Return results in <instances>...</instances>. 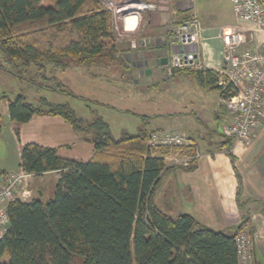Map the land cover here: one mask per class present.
<instances>
[{
  "label": "trees",
  "instance_id": "1",
  "mask_svg": "<svg viewBox=\"0 0 264 264\" xmlns=\"http://www.w3.org/2000/svg\"><path fill=\"white\" fill-rule=\"evenodd\" d=\"M114 33L113 14L99 0H0V52L8 70L17 75L32 65L42 70L47 64H115L126 71L129 66ZM186 72L223 95L218 71ZM38 103L17 95L9 101L11 120L22 124L35 114L60 115L94 144L96 152L88 162H79L37 143L22 146L24 170L59 171L60 178L46 203L39 198L9 203L0 264H72L74 256L82 257L84 264H237L235 236L250 229L249 215L227 234L199 224L190 213L173 217L156 205L155 192L167 169L164 156L176 148L153 150L147 144L150 132L143 129L116 137L99 114L87 120L68 104L44 98ZM224 142L234 161L231 140ZM261 209L264 213V203Z\"/></svg>",
  "mask_w": 264,
  "mask_h": 264
},
{
  "label": "crops",
  "instance_id": "2",
  "mask_svg": "<svg viewBox=\"0 0 264 264\" xmlns=\"http://www.w3.org/2000/svg\"><path fill=\"white\" fill-rule=\"evenodd\" d=\"M156 4L157 10L151 11L146 23L142 20L138 33L123 41L124 37L117 36L129 66L126 71L114 70L111 65L58 68L47 64L38 72L32 66L25 68L21 76L9 71L6 62L0 63V171L15 173L22 168L21 148L27 143L54 148L60 157L79 162H88L96 152L94 144L60 115L35 114L22 124L12 121L9 101L19 94H24L30 103L44 98L51 103L68 104L87 120L99 114L116 137L140 129L148 133L181 132L197 145L200 157L190 166H171L168 155L164 156L167 169L155 192L156 205L165 213L169 209L167 214L173 217L190 213L199 224L227 234L249 215L257 264H264V119L249 143L232 144L233 161L222 134L230 117L223 109L219 90L201 86L189 74L166 71L170 54L195 50L203 68L219 72L223 66L222 29L241 27L259 49L263 47V33L256 31L253 23L238 21L235 16L229 22L215 21L216 8L200 13L204 15L202 19L194 0H157ZM193 15L203 25L201 42L197 47L186 48L171 44V27ZM159 74L178 82L164 99L158 93L142 90L143 86L150 91L151 86L156 88ZM57 83L63 87L58 88ZM47 176L55 187L60 172L28 177L25 188L34 185L35 191L30 188L33 195L21 200L38 198L34 192L44 195L46 185L36 180Z\"/></svg>",
  "mask_w": 264,
  "mask_h": 264
},
{
  "label": "built area",
  "instance_id": "3",
  "mask_svg": "<svg viewBox=\"0 0 264 264\" xmlns=\"http://www.w3.org/2000/svg\"><path fill=\"white\" fill-rule=\"evenodd\" d=\"M109 9L113 17L123 14L124 30L133 32L141 24V11L151 9L155 4L142 0H99ZM238 21L250 22L256 31L263 33L262 49L255 46L241 28L222 29L220 36L224 43L223 66L219 71V85L223 87L221 104L230 120L222 127V134L235 142L249 143L264 118V0H230ZM121 12V13H120ZM133 27V28H131ZM129 28V29H127ZM203 25L196 16H190L171 27L170 43L181 48L197 45L202 40ZM167 73L179 69H201L195 50L174 52L167 59ZM148 146L153 150L177 148L168 156L170 165L190 166L200 156L197 145L185 134L178 131H152ZM189 149L190 153H183ZM35 175L23 168L18 172L0 171V238L9 224L7 208L10 202L22 199L30 190L25 188L28 177ZM237 264H257L255 240L248 229L235 236Z\"/></svg>",
  "mask_w": 264,
  "mask_h": 264
},
{
  "label": "rangeland",
  "instance_id": "4",
  "mask_svg": "<svg viewBox=\"0 0 264 264\" xmlns=\"http://www.w3.org/2000/svg\"><path fill=\"white\" fill-rule=\"evenodd\" d=\"M148 2H152L153 4H155V6H153L151 9H145L144 11H141L142 13H141V15H142V20L146 23V20L148 19V16H149V14L151 13V11H156L157 9H155V7L157 6V0H149ZM194 2H195V6H196V8H198V14H199V16H200V18H202L203 19V17H204V15L202 14V15H200V13H205V12H208V10H210V8H211V10L213 11L214 10V8H216L215 9V14H214V18H215V21H227V22H229V21H231V20H233L234 19V14L232 13V5H231V3L229 2V0H194ZM121 13V12H120ZM123 14L125 15L126 13H125V11H123ZM123 14L121 13V14H119L118 15V17H113V27H114V35H115V39H116V42H117V36H119V38H122V37H124V38H122V40L121 41H123V39H125V37H129V36H133V34H135V33H138V31L140 30V28H141V24H142V21H141V24H140V26L135 30V31H133V32H129V31H125L124 30V20H123ZM236 18V17H235ZM202 23V22H201ZM240 26V25H239ZM26 28H32V29H36L38 26L37 25H32V26H30V25H28V26H25ZM131 28H133V27H131ZM241 28V27H240ZM127 29H129V28H127ZM242 29V28H241ZM118 33H121V34H118ZM129 33V34H128ZM121 35V36H120ZM153 42L155 41V40H152ZM151 41V42H152ZM119 43V42H118ZM123 56V55H122ZM3 54L0 52V63H4V62H6V64H8L7 66L8 67H10V65H9V63L5 60V59H3ZM32 67H35L34 68V70L35 71H40V68H38L37 67V65H32ZM113 69L115 70V68H116V66H115V64H113ZM38 68V69H37ZM25 70V69H24ZM179 72H183V73H186L187 74V69L185 68V69H179L178 70ZM28 72V71H27ZM173 74H174V72H173ZM154 77H155V75H153ZM151 83H149L148 85H150ZM177 84H178V82L177 81H174V80H172L171 79V77L169 78V79H166L165 78V76H164V74H159V75H156V78H155V85H156V88H153L152 86L150 87V89H151V91L147 88V86H143L142 87V90H144V91H147V92H150L151 94L152 93H158L157 95L158 96H160L161 98H165V97H168L169 95H170V93H172V91L173 90H175V88L177 87ZM134 85V84H133ZM138 89V88H137ZM221 95V94H220ZM115 102V101H114ZM35 104H37V105H40L39 103H35ZM264 119V118H263ZM263 121V120H262ZM262 123V122H261ZM261 125V124H260ZM115 126V125H114ZM115 129V128H114ZM223 139L224 140H226V141H228L229 139L231 140V142H232V144L235 142L234 140H233V138H231V137H225L224 135H223ZM177 149V148H176ZM176 151H178V149L176 150ZM175 151V152H176ZM173 155L175 154V153H172ZM169 156V155H168ZM200 157V156H199ZM199 157H197V158H199ZM196 158V159H197ZM195 159V160H196ZM169 163H170V161H169ZM175 166H181V165H175ZM28 179V178H27ZM27 181V180H26ZM37 181V183L39 184V183H44L45 185H46V187H47V189L45 190V194L44 195H42V196H40L38 193H36V192H34L35 191V189H34V185H31V184H29L28 182V184L29 185H31V189L32 190H34L33 192H34V194H36L37 195V197L39 198V199H41L44 203H46V202H48L50 199H52L53 197H54V195H55V191H56V186L55 187H53V185H51V182H50V177H44L42 180L41 179H37L36 180ZM27 184V185H28ZM28 185V186H29ZM29 187H28V189L31 191V189H30ZM31 194L33 195V193H30L29 192V194H27L26 196H25V198H28L29 196H31ZM165 211L167 212V213H170V211H169V209H165ZM245 229H248V228H245ZM249 231H250V233L252 234V231H251V229H248ZM252 236H253V234H252ZM254 237V236H253ZM72 264H84V260H83V258L82 257H80V256H74L73 257V261H72Z\"/></svg>",
  "mask_w": 264,
  "mask_h": 264
}]
</instances>
